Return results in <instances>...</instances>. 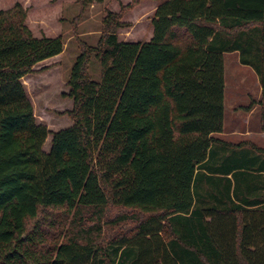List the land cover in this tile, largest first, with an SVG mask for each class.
Wrapping results in <instances>:
<instances>
[{"label":"trees","instance_id":"trees-1","mask_svg":"<svg viewBox=\"0 0 264 264\" xmlns=\"http://www.w3.org/2000/svg\"><path fill=\"white\" fill-rule=\"evenodd\" d=\"M103 1L74 0L81 12ZM143 2L157 3L150 38L121 40ZM26 20L20 3L0 11V264H264V208L235 205L203 172L223 129L227 53L258 76L264 132V0L106 11L69 73L71 125L54 131L36 121L23 80L63 41Z\"/></svg>","mask_w":264,"mask_h":264},{"label":"rangeland","instance_id":"rangeland-1","mask_svg":"<svg viewBox=\"0 0 264 264\" xmlns=\"http://www.w3.org/2000/svg\"><path fill=\"white\" fill-rule=\"evenodd\" d=\"M130 0H104L102 4L94 3L81 12L74 0H0V11L10 9L15 3H20L27 12L26 24L36 37H61L63 51L52 62L42 63L35 67L34 73L23 80L27 95L32 103L36 121L46 125L48 129L59 130L71 125L65 113L72 107V102L65 99L67 80L72 65L80 53L79 42L91 47L97 44L102 32V18L106 11H118L120 5H126ZM167 0H160L165 2ZM155 3L143 2L126 15L124 21L131 27L120 30L119 38L136 37L137 40H147L150 32L149 20ZM89 77L100 81V65L91 58L87 67ZM224 108L226 111V130L232 126L241 128L246 124L235 121L232 116L236 112L244 118L242 109L258 101L261 93L258 76L254 70L242 65L238 53L224 55ZM242 110V111H240ZM255 115L248 117V124L254 126ZM50 136H48V139ZM48 140L44 150H48ZM115 212V211H113ZM113 212L110 214L112 215ZM110 229L105 230L103 237L108 238Z\"/></svg>","mask_w":264,"mask_h":264},{"label":"crops","instance_id":"crops-1","mask_svg":"<svg viewBox=\"0 0 264 264\" xmlns=\"http://www.w3.org/2000/svg\"><path fill=\"white\" fill-rule=\"evenodd\" d=\"M156 6L157 3L153 8L155 9ZM150 36L149 32L148 39ZM121 40L137 41L136 37H126ZM257 109L256 105L249 111L242 109L246 113L244 118L238 117L239 115L233 112L232 116L235 117V121L239 120V126L241 119V122L246 125L241 128L232 126L230 130H226L224 108L222 132L213 135L220 143L212 146L207 162L214 170H203L206 176L215 177V191L222 186L228 187L232 202L251 211L264 208V152L250 148V145H254L264 150V132L260 130L259 118L256 115L254 126L250 128L247 125L249 122L247 118L257 113ZM234 191L237 192V196L233 195Z\"/></svg>","mask_w":264,"mask_h":264}]
</instances>
